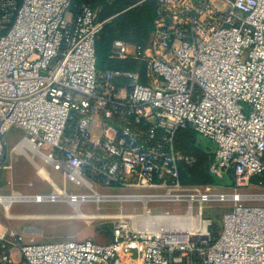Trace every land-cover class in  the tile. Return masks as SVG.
<instances>
[{"label":"built area","instance_id":"built-area-1","mask_svg":"<svg viewBox=\"0 0 264 264\" xmlns=\"http://www.w3.org/2000/svg\"><path fill=\"white\" fill-rule=\"evenodd\" d=\"M156 1L145 46L112 44V57L142 63L133 70L98 68L102 23L90 4L0 0V162L16 126L27 144L18 152L63 176L19 200L75 211L94 196L144 200L140 212L110 215L106 243H25L0 223V264H18L12 247L26 264H264V195L244 191L264 172V0ZM187 126L214 143L217 184L181 182L197 160L174 143ZM167 200L174 211L149 205ZM212 202L227 207L217 231Z\"/></svg>","mask_w":264,"mask_h":264},{"label":"rangeland","instance_id":"rangeland-1","mask_svg":"<svg viewBox=\"0 0 264 264\" xmlns=\"http://www.w3.org/2000/svg\"><path fill=\"white\" fill-rule=\"evenodd\" d=\"M125 1L131 0H100L94 5L97 18L102 23L100 35L115 28L119 35L129 34L127 31L118 27L122 22L119 21L118 18L125 11L118 12L117 10ZM133 1L135 4L131 7L141 4L144 0ZM124 40L126 41L127 39ZM127 42H129V40H127ZM129 43L130 51H132L134 48L133 44L131 42ZM112 55V45H110L108 58L112 60L113 63L118 64L117 61H122L129 65L131 63H136V60L132 57L122 59L112 57ZM136 66L140 68L142 63ZM24 134L25 132L22 129L13 126L4 136L7 151L5 158L0 162V196L50 192L53 190L50 180H54L58 185L63 186V176L53 170L50 162L33 155L32 152H29L32 156V160L25 154L18 152V150L20 151L19 146L22 144H18V142L24 137ZM198 139L206 146L214 145L212 141L199 134ZM15 146L16 149H14ZM44 150H46V148H44ZM37 163L46 168L50 179L44 178V176L39 173ZM221 186L224 187L226 185ZM96 188L103 194L113 192V194L123 195L128 192L123 190L114 191L113 188H102L100 186ZM68 191L78 190L74 188V185L69 183ZM130 191L146 192L149 191V189H131ZM244 191L264 195V183L250 182V184L245 187ZM143 201L144 200L141 199L127 200L122 198L92 200L83 204L81 207V209L87 213L88 217L65 218L54 215L76 213L72 206L66 201L37 203L34 201L15 200L10 205L8 212L12 215L17 213L24 217H7V209L4 204L0 202V220L3 224L15 229L16 232L21 235L22 238L19 240L20 242H52L66 239L81 240L91 238L96 242L106 243L112 240L111 232L114 218L110 217V215L119 214L121 212H140L142 210ZM258 203L264 204V196L260 198ZM149 205L155 212H162L165 210L174 211L176 209L175 205L170 200L163 201L162 203L150 202ZM226 209V203L212 202L205 205V214L216 216V226L218 228L222 213ZM13 259L17 261L18 264H26L18 248H14Z\"/></svg>","mask_w":264,"mask_h":264},{"label":"trees","instance_id":"trees-1","mask_svg":"<svg viewBox=\"0 0 264 264\" xmlns=\"http://www.w3.org/2000/svg\"><path fill=\"white\" fill-rule=\"evenodd\" d=\"M98 1L100 0H75L74 3L76 5L87 3L94 8V5ZM134 4L135 2L133 0L125 1L117 10L118 12L125 11L118 18L119 21H122L121 25L118 27L127 31L129 34L119 35L116 28L103 33V35L99 33L96 41L97 66L99 69H137L136 65L139 64L138 61L130 65L122 61H117L118 64H115L108 58L110 45H112L116 39H127L132 44L141 47L145 46L149 40L151 31L154 27L157 1L144 0L141 4L131 7ZM174 143L177 149L188 154H193L197 159L193 166H183L181 168V182L183 184H217L219 182V180L209 172V165L214 158V145H204L198 139V134L188 126L177 131ZM251 182L264 183V172L259 175H254L251 178ZM213 218L214 229L217 231L220 228V224H218L217 228L216 216H213Z\"/></svg>","mask_w":264,"mask_h":264},{"label":"bare ground","instance_id":"bare-ground-1","mask_svg":"<svg viewBox=\"0 0 264 264\" xmlns=\"http://www.w3.org/2000/svg\"><path fill=\"white\" fill-rule=\"evenodd\" d=\"M20 144L21 145L19 146V149H20V151H23L22 150V145L23 146H27V144L24 141L20 142ZM31 149L34 152V149L33 148H31ZM45 159L48 160L47 158H45ZM37 167H38L39 173L42 176H44V178L50 179L49 174H48V172H47V170H46V168L44 166L38 164ZM19 198H20L19 194H14V195H11V196H0V202H2L4 204V206L6 207V209H7L6 212L8 213V215L10 214V212H8V209H9L10 205L15 200H19ZM93 198L96 199V200H100V199H103L104 197H102V196H94ZM54 216L65 217V218H83V217H88L87 213H85L83 210H77L75 214H59V215H54ZM22 217H24V216H22Z\"/></svg>","mask_w":264,"mask_h":264},{"label":"crops","instance_id":"crops-1","mask_svg":"<svg viewBox=\"0 0 264 264\" xmlns=\"http://www.w3.org/2000/svg\"><path fill=\"white\" fill-rule=\"evenodd\" d=\"M93 130L94 131H96V129H95V127L93 128ZM37 203H39V202H37ZM18 212V211H17ZM10 215V216H9ZM6 214V216L7 217H13V218H22V215H18L17 213H15V215H12L11 213L10 214ZM0 223L5 227V228H8L9 226H6L5 224H3V222L0 220ZM1 244V243H0ZM14 248H16V247H12V248H10V253H11V256H12V258H13V256H14ZM3 251H7V250H5L3 247H2V245H0V252H3ZM14 260V259H13ZM15 261V260H14ZM16 263H17V261H15Z\"/></svg>","mask_w":264,"mask_h":264},{"label":"water","instance_id":"water-1","mask_svg":"<svg viewBox=\"0 0 264 264\" xmlns=\"http://www.w3.org/2000/svg\"><path fill=\"white\" fill-rule=\"evenodd\" d=\"M6 151H7V147H6V145H4V156H3V159L5 158Z\"/></svg>","mask_w":264,"mask_h":264}]
</instances>
